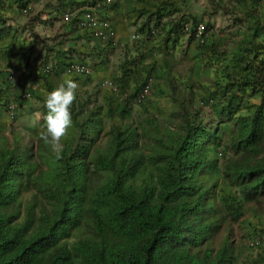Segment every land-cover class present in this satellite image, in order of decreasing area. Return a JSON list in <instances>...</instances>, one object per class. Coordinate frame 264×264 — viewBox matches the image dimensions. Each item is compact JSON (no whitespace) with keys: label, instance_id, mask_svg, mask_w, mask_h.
<instances>
[{"label":"trees","instance_id":"trees-1","mask_svg":"<svg viewBox=\"0 0 264 264\" xmlns=\"http://www.w3.org/2000/svg\"><path fill=\"white\" fill-rule=\"evenodd\" d=\"M30 1L0 0V47L6 39L4 31L15 33L8 21H17L20 9ZM235 1L230 25L216 30L207 22L202 31L205 39L197 43L206 51L218 46L217 36H240L226 51L220 66L223 81L216 89V103L234 127L230 157L220 165L218 131L188 117L182 131L172 133L162 131L157 123L152 126L154 118L149 126L131 121L127 98L115 103L106 99L105 107L86 111L72 105L73 124L61 142V159H56L51 145L41 146L46 153H40L38 146L42 168L31 160V147L0 145V264L234 263L227 242L215 253L210 248L201 253L193 250L228 214L236 220L238 207L231 210L223 196H217L218 181L236 190L238 205L264 196V8L259 9L257 0ZM60 4L69 8L57 3L48 19H41L39 12L26 24L30 29L38 24L56 28L63 11ZM156 7L146 14V9L138 10L137 18L146 16L139 31L149 28L152 18L158 28L163 16L171 17L160 30L163 40L169 36L174 43L185 22L191 18L193 27L200 22L178 8L177 2ZM238 7L243 16L238 15ZM108 10L101 14L108 16ZM57 28L65 33V28ZM58 38L45 47L46 62L66 64L72 51L83 54L78 44ZM193 38L191 34L187 44ZM22 39L25 46H35L30 36ZM38 74L50 91L55 88L48 82L50 73ZM118 80L126 91L127 81ZM0 92L2 98L8 94ZM43 106L47 113L45 101ZM24 192L30 193L26 200ZM249 223L247 237L259 240L257 247H248L257 252L249 264H264V227Z\"/></svg>","mask_w":264,"mask_h":264},{"label":"rangeland","instance_id":"rangeland-1","mask_svg":"<svg viewBox=\"0 0 264 264\" xmlns=\"http://www.w3.org/2000/svg\"><path fill=\"white\" fill-rule=\"evenodd\" d=\"M58 1L31 0L32 11L29 16H16L17 21L13 19L8 21L10 25H13L16 34L11 35L7 32V36L6 31H4L3 34L6 39L0 47V90L5 92L8 90L9 93L6 95L7 97L2 98L0 92V145L19 146L20 149L25 146L31 147L33 155L31 160L39 163L42 168L45 164L41 160V154L38 155V146L41 148L43 144L50 145L42 140L39 135L41 129L45 127L43 116L46 115V112L42 104L45 101V93L50 91V87L45 86L42 78L37 76L39 75L38 71L41 70V65L46 63L43 55L44 49L46 46L56 44L55 39L57 37L66 41V38L74 40L83 34L79 31L76 32V30H74L76 37L72 36V33L66 32L64 34L62 30L60 31L56 27L58 24L55 26L56 28L52 29L41 24L30 29L26 21L39 15L40 11H43L42 15L47 16L46 19H48L47 9H53ZM133 2L134 7H140L137 8L138 10L141 8L146 9L144 10L145 14L151 8L154 10L153 8L156 6H168L177 2V7L182 11L196 15L204 24L211 23L216 30L225 29L230 25L231 14L234 12L233 6L236 3L235 0H132ZM257 6L263 11L264 0H257ZM238 9L240 10L238 15L243 16L244 11L242 8L238 7ZM114 11V14L118 15L116 14L118 8ZM135 11L132 10L137 15ZM8 13L10 11L6 10V14ZM142 17L145 19L146 16ZM140 18L129 25L122 24L124 30H127V35L133 31L136 32L135 26L141 25L140 23L144 20H140ZM41 19H43V16H41ZM170 19L171 17L163 16L159 26L164 27V23H167ZM117 20L119 21V17ZM151 26L154 27L153 24ZM2 29L0 27V33ZM118 31L121 32V29H118ZM23 34L25 37L30 36L33 39L32 41L36 40L34 47L23 44ZM181 35L179 40L174 42L175 45L171 42L172 39L169 36L167 37L170 42L169 45H171L169 49H160L155 46L152 41L156 38H149L151 39L149 41L148 38L139 35L141 37H136L135 44L128 41L127 44H124L123 50L122 46H119L111 51L109 69L101 70V66L96 64L92 74L86 77H72L71 75L61 74L55 61H48V64L52 66V70L48 74V82L52 87H56L66 77L70 76L74 79L79 84V89L73 105L81 106L84 111L98 109L102 105L105 107L106 99H110L115 103L127 97L131 104L130 120L134 123L141 122L149 126L148 121L154 118L152 126L157 123L162 131L172 133L182 131L183 121L187 117L195 120V122H201L203 125L207 124L218 131L219 144H217L216 156L218 157L217 161L222 165L231 155L229 146L234 127L231 122L224 119L223 112L216 103L218 101L216 89L220 85L219 83L223 81L220 66L226 51L230 50L232 41H238L240 36H230L229 39L217 36L215 40L218 46L213 48L210 46L205 51L197 45V43L203 42L193 40L192 43L187 44L186 37L182 33ZM25 48L30 52L28 57H24L28 52L27 50L22 54V50ZM87 48L92 50L96 49V46L92 43L87 45ZM152 50L155 51V54H150ZM140 53H143L145 58L137 66V71L132 62L126 63L124 68L121 66L123 60L130 62L132 58L138 57ZM80 55L81 57H88L85 52L80 53ZM29 64L32 66V72L30 75L27 73L25 79H23L28 82L31 95L29 98L19 100V95L22 93L21 88L16 90L12 85L7 86L5 74L8 72L15 73V75L23 74V67ZM149 66H151L149 74L153 77L151 90L144 101L132 105L135 97L134 90H138L146 75H148L144 69ZM205 69L209 70L208 74ZM120 78L127 81L126 91L120 89L118 80ZM209 97L212 99L208 100ZM7 101L13 105L11 109H6ZM40 153H46V149L41 148ZM217 183V196L222 195L223 201H226L231 210L238 207V212L234 214L236 220H232V215L228 214L222 224L212 229L206 243L195 251L211 248L215 252L221 246V243L227 240L235 257L233 264H249L257 253L248 249L247 246L249 239L247 236H249L248 232L251 229L249 222L261 223L260 227H264V196L253 203L238 205L239 196L236 190L233 187L225 186L221 181ZM219 206L224 207L222 203Z\"/></svg>","mask_w":264,"mask_h":264},{"label":"clouds","instance_id":"clouds-1","mask_svg":"<svg viewBox=\"0 0 264 264\" xmlns=\"http://www.w3.org/2000/svg\"><path fill=\"white\" fill-rule=\"evenodd\" d=\"M92 1H94V0H60V2L58 1V3L68 4L70 9L68 8L67 10H64V7L61 8L62 5L60 4L59 8H60V10H63V11H60L59 15L61 13H63V12H73V10H75V8L83 7L86 4L91 3ZM121 1L122 0H116L113 3H110V4L106 5L105 8L109 7L110 10H108V11H114V9H117L119 7V4L121 3ZM69 3L70 4L72 3V4L70 5ZM55 4H57V3H55ZM50 10L51 9H47V12H46L49 15H51L50 14ZM31 11H32V9L30 10V12L28 14H25V15H22V13H21L20 16H28L31 13ZM40 12H41L40 16H43V19H46L47 16L42 15L43 11H40ZM49 15H48V18L50 17ZM110 20L112 22V18ZM72 22L71 23H60L58 21L57 22L58 25L56 24L57 26L56 25L55 26L56 27L65 28V33L66 32L67 33H73L74 30H76V32L79 31L80 33H82V34H84V35H86L88 37V35L84 31H81L80 29H77ZM185 23H188V24L190 23V28L187 31H184V29H183L184 25L181 27V30H182L184 36L186 37V39L191 34H194V38H193L194 40H198L200 42H203V40H204V36H203V33H202L203 28L201 30L200 38L196 37V33H197L196 30H197L198 24L202 23L203 26L205 24L202 21H200V22L197 23L196 27H193L192 26L193 21L188 20ZM112 24H113V26L116 29V35H117V40H118L117 46H112L111 47L109 45H102L98 41H95L93 39L91 40L88 37L87 44L88 43H93L96 46V49H92L91 51L83 50V52H85L88 57H85V56L81 57L79 51H78V53L76 51L75 52L72 51V53L70 54L71 58L66 62V64L58 65V71L61 72V74L71 75L72 77L73 76L86 77V76H89V75L92 74L93 70L96 68V64H99V66H101V70H103V65H104V67L106 68L105 70H107V69H109V61H111V51L113 49L118 48L119 46H122V50H123L124 44L125 43L127 44L128 41H132L133 44H135V42L137 40L136 37L139 38L142 35L145 38H148V39L149 38H151V39L156 38L152 42H153V44L155 46H158L160 49H169V47H171V45H169L170 42L168 40L165 41V40L162 39L160 26H158V28L156 27L157 25L155 24V19H153V18L150 19L149 28L146 27L143 31H139L138 27L140 25H136L135 26L136 32L134 33V31H133V32L129 33L127 35L125 41H123V42L121 40H119L118 29H117L116 25L113 22H112ZM152 24L154 25V27L151 26ZM147 28H148V30L150 29L149 33L147 31ZM191 30H193L195 33H192ZM150 34H151V36H150ZM139 35H141V36H139ZM79 38L80 37H78L77 39L75 38L74 40L69 39V38H66V39L70 43L71 42L75 43ZM151 39H149V41ZM77 50H78V47H77ZM141 54H143V53H140L139 56ZM151 54H155V51L152 50ZM139 56L135 57V58H132L130 60V62L126 61V60H123L121 65L123 63H125V62L126 63H131L132 62L133 67L137 71V66L139 64H141L144 61V58H145V55H144L143 59H140ZM73 63H77L79 66L83 65L87 69V71L86 72L85 71L81 72L79 70H76V71L72 70L71 71L69 69V66L71 64H73ZM148 68L151 70V66H149ZM41 70L43 72H45V73H50V71L52 70V66H50L48 64V62H46V63L41 65ZM31 72H32V66H30V64H29V65H26L25 67H23V74L15 75V73H9V72L7 73V77H6L7 78V80H6L7 86L12 85L13 87L16 88V90L21 88L22 93L20 95L21 96L20 99H22V100H24L26 98H29L30 95H31V92L29 90L28 82L24 81L25 75L27 73L30 75ZM149 79H151L150 86L152 85L153 77L150 74H148L146 76V78L143 80L142 84L140 85V88L135 92V97H134V100H133L132 104L141 103L147 97V96H145V98H143L140 101L137 100V96H138L139 92L141 91L143 85H145V83ZM16 81H17V83H16ZM78 89H79V84L74 79H72L69 76V77L64 78L61 82H59L57 84V86L53 90L47 91L45 93V107L47 109V113H46V115L43 116V119L45 121V127L43 129H41L39 135H40L42 140H44L46 143H49L52 146V149H53V151L55 153L56 159H61L62 158L63 145H62L61 141L68 134V131L72 127V124H73L72 115H71V107H72L73 103L75 102V100L77 98V90ZM11 91H12V89H11ZM7 93H8V90H7ZM127 100H129V99L127 98ZM12 107H13V105H11L10 102L7 101L6 102V109H11ZM201 180H202V177H201ZM29 196H30L29 192H24L22 194L23 200H26ZM211 233H212V231L210 232V234ZM74 239H71L69 241H73ZM225 242H227V244L229 245L230 253L233 254V252L230 249V243H228L227 240H224L221 243V246ZM205 243L206 242H204L203 244H205ZM203 244L201 246H203ZM258 244H259V240L258 239H248V243H247L248 247L255 248V247L258 246ZM221 246L218 249H220ZM196 249L197 248H195L193 251H195ZM203 250L204 249H202L200 251H195V252L201 253ZM213 252H214V250H213ZM215 252H217V251H215Z\"/></svg>","mask_w":264,"mask_h":264},{"label":"built area","instance_id":"built-area-1","mask_svg":"<svg viewBox=\"0 0 264 264\" xmlns=\"http://www.w3.org/2000/svg\"><path fill=\"white\" fill-rule=\"evenodd\" d=\"M116 0H94L91 3L86 4L83 7H78L73 10V12H63L59 15L60 23H72L77 29L84 31L88 37L92 40L98 41L102 45L117 46L118 40L116 35V29L113 26L110 18L105 14L102 15L103 9L106 5L115 2ZM32 9L31 4H27L20 9L22 15L28 14ZM190 23L184 24V31L189 30ZM203 24L200 23L197 26L196 37L200 38L201 30ZM69 69L72 71L79 70L81 72L87 71L83 65H78L73 63L69 66ZM151 79H149L145 85H143L141 91L137 96V100L140 101L145 96L148 95L151 86Z\"/></svg>","mask_w":264,"mask_h":264},{"label":"crops","instance_id":"crops-1","mask_svg":"<svg viewBox=\"0 0 264 264\" xmlns=\"http://www.w3.org/2000/svg\"><path fill=\"white\" fill-rule=\"evenodd\" d=\"M120 8L118 7V12H116L115 15V11H110V13L108 12V16L110 17V19L112 18V22L116 25L117 29H121V32L118 31V36H119V40H121L122 42L126 39L125 35H127V30H124L123 25H129L130 23H133L134 21H137V15L139 14L138 9L140 7H134V2L132 3V0H122L121 3L119 4ZM134 8V9H133ZM136 8V9H135ZM68 8H64V10H67ZM132 10H136L134 14V12H132ZM117 11V10H116ZM119 17V21L117 20V18ZM143 20L144 17L140 18V20ZM72 36H77L75 35V31L72 33ZM88 37L86 35H82L80 36V38L75 42L78 44L79 49H83V50H88L91 51L90 48H87V45H90L92 43H88Z\"/></svg>","mask_w":264,"mask_h":264}]
</instances>
